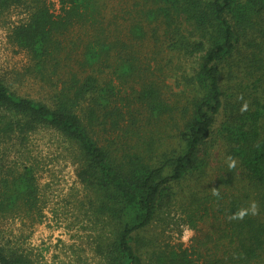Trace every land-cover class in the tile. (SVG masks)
Listing matches in <instances>:
<instances>
[{
    "label": "trees",
    "instance_id": "trees-1",
    "mask_svg": "<svg viewBox=\"0 0 264 264\" xmlns=\"http://www.w3.org/2000/svg\"><path fill=\"white\" fill-rule=\"evenodd\" d=\"M56 1L0 0L27 13L8 37L43 92L0 77V160L40 127L61 135L109 233L104 264H264V0ZM38 201L32 166L1 172L0 218L35 221ZM173 209L206 226L189 246L156 232ZM0 264L32 261L0 245Z\"/></svg>",
    "mask_w": 264,
    "mask_h": 264
},
{
    "label": "rangeland",
    "instance_id": "rangeland-1",
    "mask_svg": "<svg viewBox=\"0 0 264 264\" xmlns=\"http://www.w3.org/2000/svg\"><path fill=\"white\" fill-rule=\"evenodd\" d=\"M117 2L111 0V4ZM48 4L53 12L58 11L56 0ZM26 18L27 13L19 7L0 15V77L13 92L41 98L40 85L25 75L29 65L26 52L8 37L12 26ZM1 155L0 175L6 170L18 172L24 165L32 166L40 216L35 221L23 216L1 217L0 245L23 252L32 264H104L98 245L109 233L103 218L95 213L94 192L75 175L74 148L54 130L40 127L24 140L16 139L2 147ZM182 219L181 211L173 209L163 232L157 227L163 242H180L186 247L206 229L203 223L192 229ZM186 231L193 233L187 242L183 239Z\"/></svg>",
    "mask_w": 264,
    "mask_h": 264
},
{
    "label": "clouds",
    "instance_id": "clouds-1",
    "mask_svg": "<svg viewBox=\"0 0 264 264\" xmlns=\"http://www.w3.org/2000/svg\"><path fill=\"white\" fill-rule=\"evenodd\" d=\"M247 109V104L245 103L242 107V111ZM235 160H232L230 158V163H229V167H235ZM213 195H219V193L217 191L213 192ZM258 210V206L255 202H252V204L250 205V207L248 209H240L237 213L233 214V216L231 217L232 219H243L245 215H247L249 212L252 215H255L257 213ZM193 233L191 231H186L185 236L183 237L184 241L187 242L189 237L192 235Z\"/></svg>",
    "mask_w": 264,
    "mask_h": 264
}]
</instances>
